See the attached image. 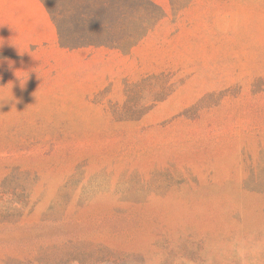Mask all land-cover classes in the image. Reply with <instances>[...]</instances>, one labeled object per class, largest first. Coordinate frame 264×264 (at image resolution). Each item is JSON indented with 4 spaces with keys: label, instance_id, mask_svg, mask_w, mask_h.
Here are the masks:
<instances>
[{
    "label": "rangeland",
    "instance_id": "obj_1",
    "mask_svg": "<svg viewBox=\"0 0 264 264\" xmlns=\"http://www.w3.org/2000/svg\"><path fill=\"white\" fill-rule=\"evenodd\" d=\"M47 1L0 0V264H264V0Z\"/></svg>",
    "mask_w": 264,
    "mask_h": 264
},
{
    "label": "trees",
    "instance_id": "obj_2",
    "mask_svg": "<svg viewBox=\"0 0 264 264\" xmlns=\"http://www.w3.org/2000/svg\"><path fill=\"white\" fill-rule=\"evenodd\" d=\"M46 5L50 14H53V10L49 6L47 0H42ZM120 1V0H119ZM115 0H109L106 3V8H114L117 5ZM123 7L134 4L133 0H123ZM55 20V17H53ZM112 20V19H111ZM112 23V22H110ZM123 39V36L115 33H89V34H77V35H68L60 32V41L64 46L76 47V46H85V45H118L120 40Z\"/></svg>",
    "mask_w": 264,
    "mask_h": 264
},
{
    "label": "crops",
    "instance_id": "obj_3",
    "mask_svg": "<svg viewBox=\"0 0 264 264\" xmlns=\"http://www.w3.org/2000/svg\"><path fill=\"white\" fill-rule=\"evenodd\" d=\"M32 2V4L34 5V7L36 8L37 12L39 13V15L41 14L42 20L46 21V19L49 18V14L47 12V9L45 7V4L43 3L42 0H30ZM30 22H35L34 17L31 16Z\"/></svg>",
    "mask_w": 264,
    "mask_h": 264
}]
</instances>
